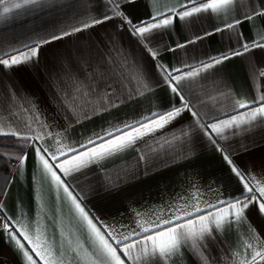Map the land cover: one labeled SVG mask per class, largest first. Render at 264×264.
Returning <instances> with one entry per match:
<instances>
[{"label":"crops","instance_id":"0c3cea01","mask_svg":"<svg viewBox=\"0 0 264 264\" xmlns=\"http://www.w3.org/2000/svg\"><path fill=\"white\" fill-rule=\"evenodd\" d=\"M185 2L137 0L135 6L122 8L134 19H147L152 11H164ZM258 5L259 0H248L247 6ZM105 13L111 14L108 0H46L44 4L13 9L0 17V56L13 49L26 50L25 45L31 46L52 34L65 30L71 33L82 21ZM239 15L240 6L227 17L201 14L186 21L177 20L160 30L153 41L151 46L159 53L156 60L116 17L43 44L39 56L28 62L10 68L0 66V129L5 133L19 130L29 136H35L38 130L52 133L43 140H31L26 161L18 164L7 184L0 203L11 224L34 233L39 221L48 237L57 243L62 226L65 234L70 229L86 240L87 233L68 204L57 199L55 189L43 176L35 147L43 145L54 152L56 133L61 134L64 143L78 145L104 130L180 106L179 97L171 92L164 74L155 65L186 72L190 70L186 65L199 66L210 57L239 49L240 40H259L264 36V22L259 17L245 21L236 30L214 32L215 27H223ZM205 32L213 34L185 48H176L178 43ZM241 32L243 37H238ZM261 71L264 49L255 48L181 83L186 99L200 112L201 122L214 123L246 111L233 109L235 99L253 101L264 93ZM141 80L147 83V89L142 88ZM100 97H105L106 110L97 103ZM36 117L48 128L40 129ZM223 137L214 138L241 171L264 183V124L257 121L226 129ZM66 182L83 197L91 215L117 234L125 235L138 231L137 221L141 219L152 221L158 215L171 214L178 205L196 203L193 193H197L203 207L204 201L215 203L217 199L239 195L242 188L216 151V145L186 111L163 129L68 176ZM60 196L63 197L62 192ZM250 220L264 237V221L255 216ZM250 235L246 225L217 232L215 240L207 241L208 264H228L223 257L242 251ZM0 264H25L3 229ZM171 264L198 261L190 250H184L183 258L177 256Z\"/></svg>","mask_w":264,"mask_h":264},{"label":"snow or ice","instance_id":"6c2138e0","mask_svg":"<svg viewBox=\"0 0 264 264\" xmlns=\"http://www.w3.org/2000/svg\"><path fill=\"white\" fill-rule=\"evenodd\" d=\"M45 2L46 0H0V17L13 9ZM152 2L154 3L155 0ZM136 4L137 0H108L110 15L105 13L102 17L84 20L80 25L74 26L71 33L65 30L60 34H52L50 38H42L31 46L25 45L26 50L13 49L11 53H4L0 56V66L10 68L28 62L39 56V50L43 44L59 41L72 33L81 32L116 17L120 18L122 26H127L130 34L143 44L152 60H156L159 55L158 51L151 46L153 41L157 40L160 30L171 27L177 20L186 21L189 18L199 17L201 14L227 17L240 6L239 18L233 17L231 22H225L223 27H215L214 32L236 30L245 21L251 22L257 17L264 22V0H259L258 6H247L248 0H186L185 3L167 7L164 11H152L147 19H134L133 14L122 8V5L135 6ZM212 34L205 32L203 35H196L186 43H178L176 48H185L187 44H193ZM238 37H243V33H238ZM239 43V49H231L218 57H210L206 62L201 61L199 66L186 65L190 69L186 72L182 68L169 70L163 64L155 65L164 74V80L171 92L179 97L180 106L174 105L166 111L153 112L135 122L104 130L103 134H96L78 145L64 143L60 138L61 134L56 133L57 147L54 152L43 145L35 147L43 176L55 189L57 199H62L68 204L71 214L86 231L87 237L86 240H81L78 233L70 229L65 234L62 226L61 239L57 243L48 237L39 221L33 233L26 227L15 228L6 214L0 215V226L19 249L25 264H171L177 256L183 258L184 250H190L198 264L201 261L203 264H208V258L205 255L207 241L215 240L217 232L244 225L247 226L251 235L244 241L243 250L233 251L230 258L226 256L223 259L228 261V264H264V237L256 231L250 220V217L255 216L264 221V183L257 180L254 175H246L241 171L231 155L219 146L214 138H225L223 137L225 130L233 127L239 128L241 125L253 124L257 121L264 124V93L253 101L235 99L233 109H246L244 112L230 115L214 123H203L200 112L186 99L185 86L181 83L196 78L202 72L231 57L244 55L255 48L264 49V36L259 40H240ZM259 75L264 76V71H261ZM137 79L140 77L138 76ZM141 86L143 89L148 88L147 83L142 80ZM104 101L105 97H100L97 103L106 110L107 105ZM185 111L190 114L196 126L208 140L216 145V151L221 153L230 172L238 178L242 185L240 194L226 199H217L215 203L204 201L202 207L197 193H193L192 198L196 200V203L178 205L171 214L158 215L152 221L141 219L137 221L138 231H130L127 235L117 234L114 229L103 225L97 217L90 214L83 203V197L66 182V178L135 144L144 136L163 129ZM35 121L40 123L39 117H36ZM28 127L29 131H32L31 127ZM47 128L48 125L40 123V129ZM0 135H12L25 141L30 139L38 141L43 140L45 136H52V133L38 130L35 136H29L19 130L5 133L0 129ZM26 159V155L19 157L21 165ZM61 192L63 197L60 196ZM3 212V204L0 203V213Z\"/></svg>","mask_w":264,"mask_h":264},{"label":"trees","instance_id":"16d2710c","mask_svg":"<svg viewBox=\"0 0 264 264\" xmlns=\"http://www.w3.org/2000/svg\"><path fill=\"white\" fill-rule=\"evenodd\" d=\"M30 143L31 139L25 141L12 135H0V194L2 197L9 180L20 163L19 157L25 155Z\"/></svg>","mask_w":264,"mask_h":264},{"label":"built area","instance_id":"2783aa9c","mask_svg":"<svg viewBox=\"0 0 264 264\" xmlns=\"http://www.w3.org/2000/svg\"><path fill=\"white\" fill-rule=\"evenodd\" d=\"M0 215H4V213H0ZM0 229H3L2 226H0Z\"/></svg>","mask_w":264,"mask_h":264}]
</instances>
